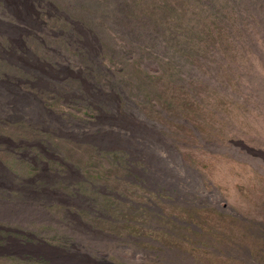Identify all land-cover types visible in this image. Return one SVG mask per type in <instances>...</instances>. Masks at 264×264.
<instances>
[{
    "label": "rangeland",
    "instance_id": "obj_1",
    "mask_svg": "<svg viewBox=\"0 0 264 264\" xmlns=\"http://www.w3.org/2000/svg\"><path fill=\"white\" fill-rule=\"evenodd\" d=\"M44 1L68 16L53 46L112 84L126 122L72 134L0 88V264H264V0ZM14 109L82 142L59 141L64 185L25 180L37 150L8 134L28 128L5 124Z\"/></svg>",
    "mask_w": 264,
    "mask_h": 264
},
{
    "label": "bare ground",
    "instance_id": "obj_2",
    "mask_svg": "<svg viewBox=\"0 0 264 264\" xmlns=\"http://www.w3.org/2000/svg\"><path fill=\"white\" fill-rule=\"evenodd\" d=\"M34 1L0 0V88L5 89L7 87L9 90H6L10 91V94L14 96V98L12 97L13 100L15 102L19 101L17 103L22 101L24 106H31L27 102L30 101L32 105L36 106V114H39V116H43L54 123L68 122L64 126L72 134L79 132L84 134L85 130L83 128L86 122H102L109 118L126 122L124 119L125 116L121 111L122 99L118 97L112 99V96L116 95L115 91H106L112 89V84L110 82H100V73L97 70L94 71L90 67L85 66H71L68 58L70 57V48L73 47L70 44L66 50L53 46L54 38L60 35L59 39H65L68 36L67 31L64 29H60V34H57V30L54 31L55 27H53L54 29L51 27L52 22L53 24L56 23L57 26L60 25L58 20L68 17L66 16L65 10H61L58 8L59 6L55 5H42V3H45L44 0L39 2L38 5H35ZM26 17H28L30 23L39 25L40 29L36 31L40 35L34 36L29 31L25 33L23 31L24 34H19L18 31L17 34L19 35L10 34L13 28L15 30L18 29L20 20ZM54 20H56L55 23ZM9 29L11 31L7 33ZM35 38L42 44H40L43 47L42 50H36L35 42L37 41ZM113 100L115 103H113ZM113 104L114 108L112 107ZM14 111L15 113L10 117L6 116L4 118L6 120V123H4L16 125V123L21 122L28 125V128L16 133L9 131L8 134L11 132L13 135H21L23 132H28V136L34 138V143L29 146V152L33 153V150H37L34 152L32 159H30V165L33 167V175L25 180H29L35 188H39L44 184L57 185L60 182L64 185L67 177H61L59 171L63 172L62 167H68L69 169L70 166L62 158L65 145L60 142L71 140L78 145L82 142L74 140L72 138L74 135L68 134L67 132L65 134L62 133L61 127H59L61 125L51 124L45 126L40 124L39 121H34L32 117L16 113V111H19L18 109H14ZM24 136L26 137L27 135L25 134ZM10 143L7 144L10 151L15 154L22 153L24 147L20 146L21 144L19 145L14 142V147L12 146L11 149L12 144ZM90 146L94 150L98 149L99 151L116 153V149L105 150L98 145ZM74 151L76 150L74 149ZM129 159L125 158L124 162L118 161L117 167L121 170H127L130 174L133 173V164H139V161ZM51 166L57 170L56 177L52 178V180L50 179L51 181L45 182L40 177L41 172L46 171L49 173ZM128 177L126 175L119 179L121 182L127 181V184L133 183ZM78 181L84 185L88 180L83 177ZM7 241L5 244L12 243L10 242L11 239H7Z\"/></svg>",
    "mask_w": 264,
    "mask_h": 264
}]
</instances>
